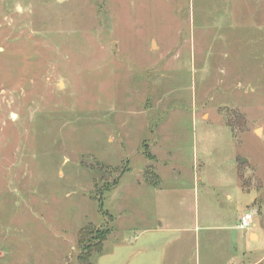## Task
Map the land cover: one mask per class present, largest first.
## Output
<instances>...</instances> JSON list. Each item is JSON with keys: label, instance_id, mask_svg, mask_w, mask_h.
Returning <instances> with one entry per match:
<instances>
[{"label": "rangeland", "instance_id": "obj_1", "mask_svg": "<svg viewBox=\"0 0 264 264\" xmlns=\"http://www.w3.org/2000/svg\"><path fill=\"white\" fill-rule=\"evenodd\" d=\"M82 255L264 264V0H0V264Z\"/></svg>", "mask_w": 264, "mask_h": 264}, {"label": "trees", "instance_id": "obj_2", "mask_svg": "<svg viewBox=\"0 0 264 264\" xmlns=\"http://www.w3.org/2000/svg\"><path fill=\"white\" fill-rule=\"evenodd\" d=\"M109 230L110 229H107V228H104V231H97V233H94V235L93 236H95L94 238H91L90 239V241H92V240H97L98 241V243L96 244L97 246L98 245H100V243H101V241H102V239H104V237H105V235L104 234H106V233H108L109 232ZM90 246V245H89ZM90 247H87L85 250H88ZM78 259H79V261H80V263L81 264H89V255H88V257L86 256H84V255H82L81 257L80 256H78Z\"/></svg>", "mask_w": 264, "mask_h": 264}, {"label": "built area", "instance_id": "obj_3", "mask_svg": "<svg viewBox=\"0 0 264 264\" xmlns=\"http://www.w3.org/2000/svg\"><path fill=\"white\" fill-rule=\"evenodd\" d=\"M252 220H253V215L251 213H245L242 215V217L239 220V229H248L251 224H252Z\"/></svg>", "mask_w": 264, "mask_h": 264}, {"label": "crops", "instance_id": "obj_4", "mask_svg": "<svg viewBox=\"0 0 264 264\" xmlns=\"http://www.w3.org/2000/svg\"><path fill=\"white\" fill-rule=\"evenodd\" d=\"M159 191H160V190H159ZM243 214H245V213H243ZM243 214H242V215H243ZM241 217H242V216H241ZM241 217H240V218H241ZM239 220H240V219H239ZM238 223H239V221H238ZM252 223H253V222H252ZM160 226L162 227V224H160ZM238 226H239V224H238ZM251 226H252V224H251ZM237 228H238V227H237ZM249 228H250V227H249ZM238 230H241V229L238 228ZM242 230H244V229H242ZM249 235H250V234H249Z\"/></svg>", "mask_w": 264, "mask_h": 264}, {"label": "water", "instance_id": "obj_5", "mask_svg": "<svg viewBox=\"0 0 264 264\" xmlns=\"http://www.w3.org/2000/svg\"><path fill=\"white\" fill-rule=\"evenodd\" d=\"M34 260H35V264H39V260L36 257L34 258Z\"/></svg>", "mask_w": 264, "mask_h": 264}]
</instances>
